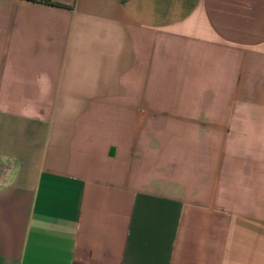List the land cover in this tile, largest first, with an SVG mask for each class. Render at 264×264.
Returning <instances> with one entry per match:
<instances>
[{
    "label": "crops",
    "instance_id": "0c3cea01",
    "mask_svg": "<svg viewBox=\"0 0 264 264\" xmlns=\"http://www.w3.org/2000/svg\"><path fill=\"white\" fill-rule=\"evenodd\" d=\"M0 0V264H264V0Z\"/></svg>",
    "mask_w": 264,
    "mask_h": 264
},
{
    "label": "trees",
    "instance_id": "16d2710c",
    "mask_svg": "<svg viewBox=\"0 0 264 264\" xmlns=\"http://www.w3.org/2000/svg\"><path fill=\"white\" fill-rule=\"evenodd\" d=\"M28 1L40 2V3H44L47 5H54V6H64L63 4L55 2L54 0H28Z\"/></svg>",
    "mask_w": 264,
    "mask_h": 264
},
{
    "label": "rangeland",
    "instance_id": "374dc122",
    "mask_svg": "<svg viewBox=\"0 0 264 264\" xmlns=\"http://www.w3.org/2000/svg\"><path fill=\"white\" fill-rule=\"evenodd\" d=\"M1 174H2V169H1V167H0V176H1Z\"/></svg>",
    "mask_w": 264,
    "mask_h": 264
}]
</instances>
